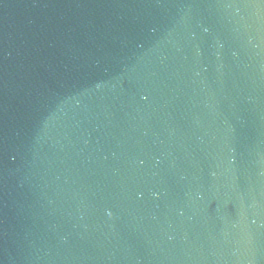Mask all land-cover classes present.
Masks as SVG:
<instances>
[{"label": "water", "instance_id": "obj_1", "mask_svg": "<svg viewBox=\"0 0 264 264\" xmlns=\"http://www.w3.org/2000/svg\"><path fill=\"white\" fill-rule=\"evenodd\" d=\"M11 264H264V0H38Z\"/></svg>", "mask_w": 264, "mask_h": 264}]
</instances>
